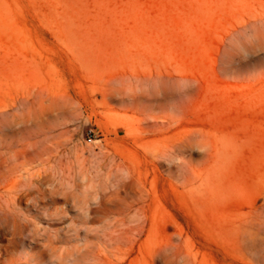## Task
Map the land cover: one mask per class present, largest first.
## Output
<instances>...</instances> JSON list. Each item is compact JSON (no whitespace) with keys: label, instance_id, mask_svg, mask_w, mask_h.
I'll return each instance as SVG.
<instances>
[{"label":"rangeland","instance_id":"obj_1","mask_svg":"<svg viewBox=\"0 0 264 264\" xmlns=\"http://www.w3.org/2000/svg\"><path fill=\"white\" fill-rule=\"evenodd\" d=\"M0 189L21 264H264V0H0Z\"/></svg>","mask_w":264,"mask_h":264},{"label":"bare ground","instance_id":"obj_2","mask_svg":"<svg viewBox=\"0 0 264 264\" xmlns=\"http://www.w3.org/2000/svg\"><path fill=\"white\" fill-rule=\"evenodd\" d=\"M74 190L70 189L71 193ZM52 192L50 189H0V264H21L14 259V252L20 231L29 223L26 212H30V206L39 210L55 202L54 198L44 201Z\"/></svg>","mask_w":264,"mask_h":264}]
</instances>
